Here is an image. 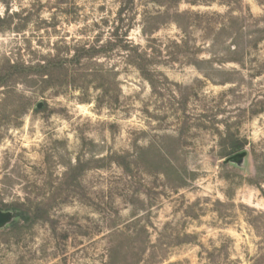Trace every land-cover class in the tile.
Listing matches in <instances>:
<instances>
[{"label":"rangeland","instance_id":"374dc122","mask_svg":"<svg viewBox=\"0 0 264 264\" xmlns=\"http://www.w3.org/2000/svg\"><path fill=\"white\" fill-rule=\"evenodd\" d=\"M0 264H264V0H0Z\"/></svg>","mask_w":264,"mask_h":264},{"label":"water","instance_id":"95a60500","mask_svg":"<svg viewBox=\"0 0 264 264\" xmlns=\"http://www.w3.org/2000/svg\"><path fill=\"white\" fill-rule=\"evenodd\" d=\"M39 107H41V104H40ZM245 156H246V153H245V152H243V153H239V154H236L235 156L229 158V159L227 160V162L234 161V160H241V159H243Z\"/></svg>","mask_w":264,"mask_h":264},{"label":"trees","instance_id":"16d2710c","mask_svg":"<svg viewBox=\"0 0 264 264\" xmlns=\"http://www.w3.org/2000/svg\"><path fill=\"white\" fill-rule=\"evenodd\" d=\"M239 148H241L240 146H232V149L234 150V152L239 151Z\"/></svg>","mask_w":264,"mask_h":264}]
</instances>
